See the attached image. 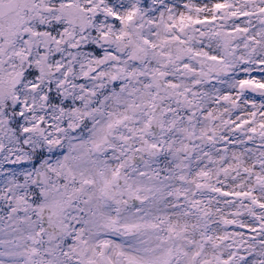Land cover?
<instances>
[{"label": "snow or ice", "instance_id": "1", "mask_svg": "<svg viewBox=\"0 0 264 264\" xmlns=\"http://www.w3.org/2000/svg\"><path fill=\"white\" fill-rule=\"evenodd\" d=\"M0 248L264 264V0H0Z\"/></svg>", "mask_w": 264, "mask_h": 264}, {"label": "rangeland", "instance_id": "2", "mask_svg": "<svg viewBox=\"0 0 264 264\" xmlns=\"http://www.w3.org/2000/svg\"><path fill=\"white\" fill-rule=\"evenodd\" d=\"M167 2L170 3V4L171 3H177V4H179L181 2V0H167ZM197 2H203V0H197ZM181 10H183V9H181ZM257 143H259V142L257 141ZM248 146L249 147H253L252 144H249ZM230 230H235V229H230ZM0 251H3V248H0Z\"/></svg>", "mask_w": 264, "mask_h": 264}]
</instances>
